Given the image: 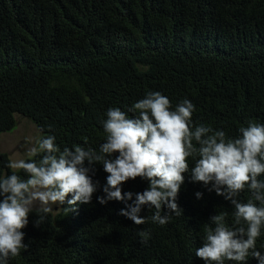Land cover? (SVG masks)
I'll return each instance as SVG.
<instances>
[{"label": "trees", "instance_id": "1", "mask_svg": "<svg viewBox=\"0 0 264 264\" xmlns=\"http://www.w3.org/2000/svg\"><path fill=\"white\" fill-rule=\"evenodd\" d=\"M155 91L172 110L190 100L194 126L230 139L249 123L264 125V0H0V132L19 114L34 123L39 140L54 136L61 152L98 153L107 110L128 112ZM33 159L40 157L23 160ZM85 166L98 182L91 203L60 205L39 225L34 208L22 229L28 248L7 264H205L195 251L214 227L209 218L226 213L234 226V206L190 173L176 198L183 215L161 226L151 220L155 208L144 206L146 222L137 225L118 214L125 202L97 201L108 175L103 165ZM12 173L27 178L0 152V179ZM147 186L137 177L121 190ZM238 199L261 206L247 187ZM141 232L149 234L146 243ZM256 250L264 254V227ZM246 264H257L251 252Z\"/></svg>", "mask_w": 264, "mask_h": 264}, {"label": "clouds", "instance_id": "2", "mask_svg": "<svg viewBox=\"0 0 264 264\" xmlns=\"http://www.w3.org/2000/svg\"><path fill=\"white\" fill-rule=\"evenodd\" d=\"M194 111L188 99L172 110L166 96L149 92L128 112L120 108L107 110L103 121L106 137L98 153L83 147L64 148L61 152L55 137L49 135L28 150L29 156L40 157L39 162L10 161L9 167L23 170L27 178L12 173L0 179V264L27 250L22 229L28 225L34 207L38 205L35 224L39 225L53 206L66 203L75 210L77 204L91 203L98 182H93L85 161L88 165L102 164L108 174L102 187L104 195L97 196V201L102 205L111 200L125 202L126 207L118 214L137 225L146 222L140 215L144 206L155 208L151 220L161 226L173 216L183 215L176 198L184 174L190 173L192 182H200L235 209L232 227L225 222L226 213L209 218L214 227L206 229L195 255L205 264H246L251 252L257 264H264V254L256 250V240L264 227V180L258 179L264 175V125L249 123L239 129L238 138L230 139L223 130L194 126ZM113 153H117L114 158ZM190 157L195 159L191 167ZM137 177L148 181L147 188L135 194L122 192V184ZM245 187L261 206L252 200L239 201ZM195 195L202 197L200 192ZM148 235L140 233L142 242H147Z\"/></svg>", "mask_w": 264, "mask_h": 264}, {"label": "rangeland", "instance_id": "3", "mask_svg": "<svg viewBox=\"0 0 264 264\" xmlns=\"http://www.w3.org/2000/svg\"><path fill=\"white\" fill-rule=\"evenodd\" d=\"M14 118V127L0 132V152L6 154L9 163L29 157L28 150L38 146L39 140V131L31 120L19 114H14ZM37 207L38 205L34 208ZM59 207L60 205L53 206L51 213H56Z\"/></svg>", "mask_w": 264, "mask_h": 264}]
</instances>
